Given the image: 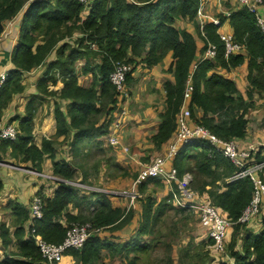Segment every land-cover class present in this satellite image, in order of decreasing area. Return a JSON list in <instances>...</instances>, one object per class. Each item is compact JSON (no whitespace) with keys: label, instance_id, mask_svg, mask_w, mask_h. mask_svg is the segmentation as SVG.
Wrapping results in <instances>:
<instances>
[{"label":"trees","instance_id":"trees-1","mask_svg":"<svg viewBox=\"0 0 264 264\" xmlns=\"http://www.w3.org/2000/svg\"><path fill=\"white\" fill-rule=\"evenodd\" d=\"M199 1L157 0L153 3L151 0H93L86 16L80 19L83 5L78 0H0V34L6 20L22 10L18 38L11 51L13 67L6 70L5 81L0 86V121L2 110L11 102L13 95L24 89L23 73L45 62L54 48L58 55L48 62L43 76L37 80L39 94L28 102L26 116L17 117L20 129L17 135L14 138H0V160L9 147L11 156L40 169L43 157L47 154L51 157L53 173L62 179H73L72 163L65 158L55 159L51 138L43 137L40 145L33 140V112L37 99H45L46 96L52 98L55 134L69 137L70 147L76 146L82 139L100 136L106 132V118L116 103V90L109 73L116 61L134 63L136 56L144 64L153 65L165 54L171 53L168 71L173 73V80L163 82L165 107L160 112L156 132L150 136L155 144L161 145L173 135L176 113L183 102L189 78L191 91L188 106L191 117L221 137L244 136L246 114L253 106L254 94H264V32L256 23L253 12L244 5H237L230 10L227 19L235 40L244 45L245 52L232 53L225 58L217 25L208 21L204 24L205 44L214 42L217 52L213 60L196 58L194 35L174 23L177 18L194 20ZM219 18L222 22L226 20L224 15H219ZM80 21L78 27L86 34L79 37L76 44L64 40ZM59 41L63 42L58 46ZM90 43H95V48ZM66 49L68 52L65 53ZM92 54L99 58V62L92 66L87 64L81 69L82 73L87 70L92 72L90 85L83 86L78 83L74 62ZM245 59L248 87L246 95H243L238 93L235 81L217 72L215 67L221 65L230 69ZM129 78L130 72L126 76V83ZM64 99L68 101L65 103ZM195 108H199L201 113H196ZM102 117L106 118L97 125ZM256 157L262 160L264 153L257 152ZM188 161L193 162L189 168L196 175L212 178L210 182L203 180L194 186L197 192L217 211L236 219L252 196L251 180L247 176L225 180L237 170L236 166L206 142L196 141L179 146L172 160L179 174L187 170ZM261 174L264 181V167ZM155 179L159 178L149 177L140 184ZM41 197L43 214L34 222V234L52 242L61 241L65 234L67 224L58 216L70 203L78 212H65L64 219L67 222L85 217L82 208L94 206V211L86 216L93 228H123L133 217L132 211L128 217L120 206L110 201L105 192L90 190L82 193L76 186L63 180H59L52 195ZM148 199L143 205L142 224L128 240L121 243L101 240L94 233L78 250H66L72 251L76 255V263L81 261L82 264H95L104 247H108L110 252L122 251L126 254L124 256L128 254L126 250L139 252L148 246V242L140 237L150 231L148 222L151 215L155 221L163 211L158 208L151 213L153 200ZM14 205L13 211L17 217L13 236L19 252L3 255L0 264H47L33 234L29 232V237H24L23 222L28 217V208ZM239 223L236 224L239 226ZM262 223L264 225V216ZM0 228L2 242L9 243L12 237L8 227L2 223ZM233 229L232 225L227 247L233 261L224 264H264V228L256 233L244 228L239 237L240 243L237 231ZM136 258L133 255L125 264H134Z\"/></svg>","mask_w":264,"mask_h":264},{"label":"crops","instance_id":"crops-1","mask_svg":"<svg viewBox=\"0 0 264 264\" xmlns=\"http://www.w3.org/2000/svg\"><path fill=\"white\" fill-rule=\"evenodd\" d=\"M205 4V12L209 16H219L224 15L226 17V20L222 23L221 30H227L231 31V26L227 19V12H229L231 9L239 5L236 4V0H202ZM261 9H264L263 6L260 7ZM22 17V10L13 18L6 20L4 27L5 34L3 35L1 44H0V72L6 71L8 68L13 67V64L11 62V51L12 48L18 38L19 33V27H20V21ZM175 26L177 27H183L190 31L197 43V54L196 58H201L204 55L205 48L207 44H205L204 36L202 35L200 29H199V23L196 19V14L194 17V20H185L177 18L175 23ZM219 29V30H220ZM81 32V31H80ZM83 34V32H82ZM72 43V41H69ZM61 44V41L59 42V45ZM90 45L95 48V43H90ZM67 50V49H66ZM64 50V51H66ZM245 52V47L240 49L239 51L235 52L242 53ZM66 53V52H65ZM91 55V54H90ZM57 51L56 48H54L47 58V60L39 65L34 66L30 70H26L23 73V82H24V89L21 92L15 93L11 99V102L8 104L7 107H5L2 110V116L0 123L5 122H17L19 119L17 117L26 116L27 111V104L30 101V99L36 95L39 94V91L37 89L36 83L37 80L43 76V73L46 69V66L48 62L52 59L57 58ZM213 60L214 58H209ZM99 62V58L94 54L92 56H88L86 58H80L77 59L74 62V66L76 69V72L78 73V83L83 86H89L91 83V76L92 72L90 70L81 71L82 68H85L87 64L95 65L96 62ZM171 61V53H167L164 55V57L159 60L156 64L153 65H146L144 62L141 61L139 56L135 57V61L133 63V67L130 71V78L127 80V87L129 90V95L123 102V105L125 107V113L123 115H119L117 110H111L109 112V116L102 117L98 120L96 123L97 125L106 118L108 121V125L106 127V131H112L115 129V132L119 135L120 143L115 145H109L105 139L104 134H101L100 136H97L95 138L91 139H82L79 143H77L76 146L70 147V158H74V156H79L80 154H88L90 151H98L99 157L98 159L101 160V168L106 167V160L110 159L115 167H126L128 172L130 169V166L133 168L136 166L139 160L141 159H151L154 153V141L151 139V135L154 134L158 128V124L160 122V112L163 111L165 107V93L163 88V82L167 79L173 80V73L168 71V66L170 65ZM215 70L217 72L223 73L229 77H231L237 86L238 93L246 95L248 82L246 79L247 74V59H245L242 63L239 65L233 66L230 69L225 68L224 66H216ZM80 71V72H79ZM60 80V79H59ZM254 99V98H253ZM68 100H63V102H67ZM37 105L38 107L34 111H41L39 115H33V123L35 124L33 126V133L34 137L33 140L36 144L40 145L42 138L47 137L51 138L53 140L54 145V157L56 160H60V157L56 155L57 153V147L60 143L59 141L69 142L68 138H63V136H57L54 135L56 131V121L53 115V102L52 98L50 96H46L45 99H37ZM194 111L198 114L201 113V110L199 108H195ZM42 112H46L42 116ZM264 117V114H263ZM17 118V119H14ZM248 118V117H247ZM13 120V121H12ZM114 122H117V126L114 125ZM259 121H255L254 124L257 125ZM41 125V127H40ZM250 122L248 123V130L246 129L247 133H245L244 137L245 140L252 139V137L257 138L259 141H262L264 143V125H260L257 128L256 135L254 134V131H250L249 128H251ZM40 127V129H39ZM247 128V126H246ZM255 129V126L254 128ZM173 136H171L168 140L163 142L161 146H168L170 142L172 141ZM122 146H125L127 150H123ZM84 148L86 150H84ZM105 149L110 150L107 154L103 151ZM96 152V154H98ZM9 154V150L6 152ZM264 153V151L262 152ZM261 153V154H262ZM4 157V155H3ZM13 157V156H12ZM59 157V158H58ZM105 157V158H104ZM15 158V157H14ZM17 161L10 160L7 158H2L0 160V168H4V170H1L5 173H10V169H20L26 172V177H29L34 174H38L37 178H39V181L36 182L33 178H26L25 182H21L20 186H18V190L16 189L15 185L13 183H8V185L5 187L2 179L0 181L2 182V187L0 188V203L1 201L3 204L8 201H5L6 199H13L11 203L8 204L11 205L10 207V216L7 218H2L0 216V224L5 223V225L8 227L10 236L12 237V240L5 244L1 240V234H0V258L3 257L5 254H11L12 252L18 253V247L16 245L15 238L13 236V231L16 227V213L13 211V206H16L14 204H19L21 206H24L28 208V217L23 222L24 227V237H29V226L32 222V215L30 213L29 203L33 195H52L54 190L56 189L59 181L56 180L57 178L54 176V173L52 171V162L51 157L47 154L44 155L43 160L40 165V169L34 168L31 164L22 163L24 161H21L19 158ZM65 159H69L68 156L65 157ZM47 160H49L48 166L45 167ZM105 160V161H104ZM73 165L74 170V179L77 182H84V184L91 186L94 184L95 181L98 183L102 179H92L87 176V171L85 172V168H81L79 163L77 162L74 164L71 161ZM135 164V166H134ZM141 167V166H140ZM7 169V170H6ZM101 171V170H99ZM36 178V177H35ZM53 178L55 182L50 184V179ZM74 179H66L67 182L74 183ZM94 181V182H91ZM106 183V182H105ZM71 184V183H69ZM112 184V183H110ZM5 187V188H4ZM167 185L165 188H161V191L166 193L167 192ZM79 192H85V190H81L80 188ZM110 199L111 202L116 204L115 202L119 203L121 202V198H118L117 196H110L108 193H106ZM152 206H151V213L156 211L158 208L162 209L160 204H158L156 201V198L153 197ZM115 201V202H114ZM158 204V205H157ZM186 210V208L179 207V210ZM191 210V209H190ZM3 211V210H2ZM7 211V210H6ZM70 211V213L76 214L78 212L77 208H74L72 204H68L67 207L62 211V213L58 216V218L63 222L66 223V220L64 219L65 212ZM193 211V210H192ZM194 212V211H193ZM163 213V211H162ZM160 213V215L162 214ZM2 213L0 212V215ZM141 217H143V208L141 213L139 212ZM159 215V217H160ZM196 218L197 214L195 213ZM262 216H264V202L261 204L259 213L254 216L250 222L247 223V230L252 231L253 233L258 232L261 228H264V225L262 223ZM133 218H135V222L137 221V215H135ZM129 222L130 226L129 229L132 228V220ZM199 230L201 232V238L204 239V233L203 228L199 224ZM1 229V228H0ZM114 231V230H113ZM112 231V232H113ZM135 232V231H134ZM132 233L134 236L136 233ZM97 236L101 239H108L107 236H101L100 232L95 233ZM131 235V234H130ZM102 237V238H101ZM204 237V238H203ZM112 239H115L113 237H110ZM201 239V240H202ZM146 240V239H142ZM239 240H241L239 238ZM117 241V240H116ZM126 241V240H125ZM157 240L153 241L152 246L157 245ZM148 242V241H147ZM121 243V242H120ZM146 243V242H145ZM148 246L145 248H142L138 250L136 255L137 258L141 255H146V257L149 256L152 250H148L151 248L150 242L147 243ZM79 249V248H78ZM77 249V250H78ZM75 250V249H74ZM119 255L121 253H118ZM117 254V255H118ZM105 258V252L100 253L99 259L95 262V264H102L103 260H106ZM122 259V260H121ZM121 262H123V257L121 256ZM76 255L72 253V251H64L62 254V258L57 262V264H82V262L78 261L76 263ZM123 264V263H118ZM134 264H138V261L135 260ZM147 264V263H144Z\"/></svg>","mask_w":264,"mask_h":264},{"label":"built area","instance_id":"built-area-1","mask_svg":"<svg viewBox=\"0 0 264 264\" xmlns=\"http://www.w3.org/2000/svg\"><path fill=\"white\" fill-rule=\"evenodd\" d=\"M78 1L83 5L80 13L82 19L86 16L93 0ZM156 1L157 0H151L153 3ZM236 1L239 5H244L253 12L256 23L264 32V9L260 8L261 6L264 8V0ZM229 12H227V15ZM196 19L199 23V29L205 39L204 24L211 21L213 24L217 25V32L220 41L223 43L225 58L244 47L243 44L235 40L232 31L220 29L223 22L220 20L219 16H209L205 12V4L202 0L199 1L196 9ZM4 34L5 28L0 34V44ZM206 44L204 55L201 58H214L217 52L216 44L210 41ZM132 67L133 63L118 60L114 63V68L109 73V79L116 90V108L114 110H117L119 115H123L126 111L123 105V102L129 95L126 76L131 71ZM5 78L6 71H1L0 86L5 81ZM190 91L191 83L189 78L183 93V102L179 111L176 113V129L172 135L173 139L166 147L167 150L163 155H154L149 162L141 165L129 192V195H131L130 202L132 203L137 195L135 189L137 184H140L149 177L163 179L168 186L169 196L167 201L173 206L193 210L197 214L205 238L210 240L211 250L214 253H223L225 252V245L234 222L244 224L250 222V220L259 213L261 204L264 202V181L261 174L264 167V159L259 160L256 157L257 152L262 153L264 151V143L258 139L250 138L245 140V138H243L244 136L221 137L212 132L205 125L196 122L191 117V110L188 106ZM117 124V122H114V125L117 126ZM18 132L17 122L0 123V138H14ZM104 139L109 145L120 143L119 135L115 132V129L106 131L104 133ZM196 141L210 144L216 152L227 157L236 166L237 170L231 176L225 177V180L247 176L252 182L253 190L250 201L235 220L230 218L226 213L217 211L214 206L207 203L206 200L191 187V181L193 180L192 173L185 170L179 174L177 168L172 163L173 157L180 145L194 143ZM122 148L123 150H127L125 146H122ZM76 184H78L80 188L85 187L80 186L83 185L82 183ZM120 193H123V191ZM29 208L32 215V222L28 229L29 232L33 234L41 256L47 264H57L66 249L80 248L85 240L94 232V228L89 222L73 224L67 230L66 235L61 241H48L34 234V222L43 214L42 197L40 195H33L29 203Z\"/></svg>","mask_w":264,"mask_h":264},{"label":"rangeland","instance_id":"rangeland-1","mask_svg":"<svg viewBox=\"0 0 264 264\" xmlns=\"http://www.w3.org/2000/svg\"><path fill=\"white\" fill-rule=\"evenodd\" d=\"M237 3L238 2H236V4ZM81 21L80 23H77V26L73 28L71 33L67 35L64 40L72 41V42H75L74 44H76V41L78 40V38L81 37L84 33L86 34V32L83 30H82L83 32L82 34V32H80L81 31L80 27H78V24H81ZM64 29H63V32H64ZM59 42H58V46H59ZM62 42L63 41H61V43ZM65 52H68V49ZM37 107L38 105L36 104L35 110ZM40 113L41 111H34L33 115H39ZM45 113L46 112H42V116ZM263 114H264V94L255 93L254 99H253V106L250 108V110L246 114V118L248 117L246 129L248 130V123L250 122L251 128H249V130L254 131V134L256 135L258 126L264 125ZM255 121H259L257 125L254 124ZM34 125L35 124L33 123V126ZM254 126H255V129H253ZM18 130H20L19 126H18ZM32 134L34 135L33 132ZM252 139H257V138L252 137ZM58 143L60 144L58 145L56 149L57 150L56 155L59 156L60 159H64L66 156H68L69 159H71L69 142L59 141ZM153 148H154L153 156L163 155L167 150L166 146L163 147L159 144H154ZM7 150H9V154L4 153V157L10 160L17 161L18 159H15L14 157L10 155L9 147L6 148V152ZM84 150L86 149L84 148ZM109 151L110 150L105 149L103 152L107 154ZM96 152L98 151L97 150L94 151L93 149V151H90L86 155L85 154H80L79 156L73 155L74 158H72L71 161L74 164L78 162L79 163L78 165H80L81 168L83 169L85 168L84 170L85 172L87 171L86 172L87 176L89 175L90 178L95 179V180L102 179V182L100 181L98 183L97 181L95 182L91 181V182H94V184H92L91 186H88L84 184V182H82L83 185H80V186H85V187L80 188L78 184H76L77 179H74V176H73V179L75 180L74 181L75 184H73L72 182H67L66 179H62L59 175L54 173V176L57 178L56 180L58 181L63 180L65 183H71L77 188H80V190L82 191L85 190L86 192H88L91 190V191H97V192H105V193H108L110 196H117L118 198H121V202L119 203L115 201L114 202L116 204H119L117 206H120L123 209L124 213L127 214L128 217L131 216L130 214L131 211L133 212V217L137 215V221L135 222V218L132 217L133 220L131 224L133 226L132 228H134L132 230L129 229L128 227L130 226V224L126 222L127 224L125 223L126 225H124L123 228L122 227L121 228L119 227L118 228L116 227L94 228V232L92 234L100 232L101 236L109 237L107 239L108 241L116 242L117 240V242L119 243L124 240H128L131 236H133L132 233L134 231H135L134 233H137L138 226L142 224L143 219L141 215L139 214V212L141 213L143 205H145V203L149 201L148 197L152 199L153 197H155L157 200L156 202L160 204L161 208L163 209V213L160 215V217L158 216L157 219H155V221H154L153 216L151 215L150 220L148 222V224H150V231L145 232L140 237L142 239H146L145 241L150 242L151 248H149L148 250H152V251L148 257H146V255H142V256L140 255L138 258H136L135 260L138 261V264H144V263H147V264H224L226 262L229 263L233 261V257L231 256L227 248L229 238L225 245V252L214 253L211 250L210 241L207 238L203 237L204 239H202L200 237L201 232L198 228L199 227L198 219L196 218L195 212H193L190 209L179 210V207L173 206L169 201H167V198L169 196L168 187H167L166 193L161 191V188H165L166 186L165 181L155 179L152 182L146 181L140 185L137 184L135 188L137 191V195L133 199V202L132 203L130 202L131 195H129V192L131 190L132 182L135 179L138 173V170L140 169V166L143 163L149 162L150 161L149 159L139 160L136 166L134 164L135 166L134 168L130 166V169L128 172L126 167H121V168L115 167L112 161L110 159L108 160L105 157L104 158L106 160V167L101 168L102 167L101 160L103 159L102 158L98 159L99 157L97 156L99 155V152L98 154H96ZM22 163L30 164L29 162H26V161ZM49 163L51 162L47 160L45 167L48 166L47 164ZM192 164H193L192 161H188L186 163V165L188 166L187 170L190 171L193 175V180L191 181V187L197 191V188H195L194 186L199 185L201 181L203 180H207L210 182L212 181V178H205L204 176L196 175L194 171L190 170L189 168V166H192ZM0 169L4 170V168H0ZM1 170H0V179H2L5 187L8 185V183H13L16 189L18 190V186H20L21 182H25L26 178L28 179L33 178L34 180H36V182L39 181V178H37L38 174H34L29 177H26L27 175L26 172L20 169H10L12 174L10 173L7 174L5 172H2ZM50 180H51L50 184L55 182L53 178H51ZM221 180H224V179L221 178ZM77 183H81V182H77ZM121 191H123V193H120ZM4 199L5 201H8V202L7 203L5 202L3 204V202L1 201L0 212L2 214L0 216H2V218L5 219L10 216L9 209L12 206L11 205L8 206V204L11 203L13 199L12 198L6 199V197ZM93 207L94 206H86V208L85 207L82 208L81 212H83L82 214H84L85 217L79 220H72L70 222L66 221L67 227H66L64 236L66 235L67 230L73 224H81V223H88V222L92 224L90 220L86 219V216L89 215L92 211H94ZM236 223L238 222H234L233 224V228H234L233 230L237 231V235L239 238L242 236V232L244 231V228H246L248 225L247 223L246 224L239 223V226H238V224ZM110 237H113L115 239H112ZM157 239H158L157 245L152 246L153 241ZM239 243H240V240H239ZM237 248H239V246H237ZM101 250L102 252H105V258H107L106 260H103L102 264H118V263L125 264V262L130 257H132L134 254L137 253L133 250H126L128 254L127 256H124L126 254H124L122 251L110 252L108 250V247L107 248L104 247ZM118 253H121V254L119 255ZM121 256L123 257V259H125L123 260V262H121L122 260Z\"/></svg>","mask_w":264,"mask_h":264}]
</instances>
